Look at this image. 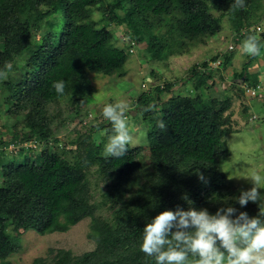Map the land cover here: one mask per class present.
Returning a JSON list of instances; mask_svg holds the SVG:
<instances>
[{
  "label": "trees",
  "instance_id": "1",
  "mask_svg": "<svg viewBox=\"0 0 264 264\" xmlns=\"http://www.w3.org/2000/svg\"><path fill=\"white\" fill-rule=\"evenodd\" d=\"M232 2L0 0V69L12 64L8 79L0 81V117L15 116L13 125L21 126V138L45 146L30 160L0 150V264H16L11 256L22 249L24 232H67L85 218L90 220L92 250L74 254L51 249L52 257H37L32 264H154L139 245L143 228L158 213L179 206L207 208L214 214L226 206L224 201L238 212L257 209L252 202L246 207L235 203L240 192L223 167L232 156L227 137L234 132L233 97L240 93H208L215 86L209 80L217 75L209 62L221 58L222 69H231L233 50L192 65L187 84L168 99L164 93L176 84L170 80L134 99L137 115L147 124L146 148L129 144L124 156L105 157L111 125L104 119L67 140L76 146L71 159L51 149L61 142L54 123L67 119L60 109L51 112V106L68 98L79 114V104L95 93L89 73L123 76L120 69L134 45L144 42L152 58L164 61L190 54V47L221 32L225 17L236 32L233 40L244 29L243 39L256 35L251 28L264 18V0H245L246 7L237 10L230 8ZM113 25L124 27L123 36L116 35ZM243 69L234 73V80L242 78ZM151 74L158 77L155 71ZM59 80L66 82L62 96L52 88ZM160 120L166 125L163 130L157 127ZM11 125L5 126L13 129ZM129 125H135L132 119ZM9 134L0 137V144L16 139L10 134L6 142ZM66 143L62 148L67 149ZM93 173L101 184L99 201L93 196Z\"/></svg>",
  "mask_w": 264,
  "mask_h": 264
},
{
  "label": "rangeland",
  "instance_id": "2",
  "mask_svg": "<svg viewBox=\"0 0 264 264\" xmlns=\"http://www.w3.org/2000/svg\"><path fill=\"white\" fill-rule=\"evenodd\" d=\"M222 25L223 28L218 35L208 38L206 43H199L192 46L193 49L190 47V51L188 48L187 51H189L190 54L185 53L183 55L173 56L167 61L158 60L151 57L146 50V44L141 42L139 45L133 46L134 51L129 54L127 62L120 69H123L122 73L125 72L123 76H118L119 74L117 73L113 76L89 73L95 87V93L92 99L89 97L79 104V114L75 113V108H73L68 98H64L61 102L51 106V112L60 109L63 112L61 114L62 117L67 118L65 120L62 118V121L54 123L53 128L56 129L55 137L59 138L61 142L53 143V148L51 149L54 151L56 149L59 154L66 155L67 158L71 159L75 154L74 150L76 146L69 144L67 140L76 137V131L84 130V126L89 128L97 124L96 122L99 123L103 121V107L106 104H115L117 102H124L128 105L129 124L131 119L135 123V126L129 127L133 135V141L130 145L132 147L141 145L146 148L148 146L146 136L147 124L142 122L140 116L137 115L138 110L136 109L138 108H135L134 99L140 95L142 90L151 91L156 85H166V80H170L176 82V84L173 86L172 90L164 93V97L168 99L173 96V94L177 93L182 83L186 82L187 84L189 75L188 69L192 65L197 62L201 63L205 60H209L217 53L223 51L226 53L228 51V46L232 43L235 44L233 38L236 32L227 17L223 19ZM259 25L264 29V18ZM123 28V26H112V29H115L116 35L118 36H123ZM261 33L262 32L256 33V36L260 38L262 45H264V37H261ZM244 39L238 42L236 48L232 51L234 60L232 61L231 69L229 68L224 71L221 64H215L218 65L216 67L214 65L213 68H215L217 74L215 76L217 79V89L214 88L209 92L216 96H222L224 91L227 93L232 91L240 93V95L233 97L234 132L230 137H227L232 156L223 166L224 170L227 171L229 181L233 184L231 186L239 192L249 189L252 185L243 178L237 179L233 177L250 176L254 173L264 176V47H261V54L259 56L251 58L248 55L242 54L240 45ZM243 68H245L246 72L243 73L244 75L242 78L234 80V73L236 71L242 73L244 70ZM152 71H155L158 77L152 75ZM255 72H259V74ZM243 78L244 81L252 84L250 86L257 87L260 85V95L252 97L248 93L242 91L241 85L244 83L241 82ZM211 82L212 80L209 81V83ZM2 107L3 106L0 107V111ZM244 108L248 109L246 113L243 110ZM84 115L87 116L85 117ZM15 120V116L8 118L1 114L0 137L9 132L11 136H14L16 139H21L23 130L21 126L13 125ZM139 121L142 124H140ZM7 124H12L11 126L13 129H8L5 126ZM11 126L8 127L11 128ZM14 129L16 131H14ZM98 134L100 135V133ZM6 138V142L11 140L8 135ZM65 142H67V149L62 148ZM18 146L20 147V145ZM44 147L43 145H38L34 147L35 149L33 151L23 148L18 151L19 154L16 156V159H33V156ZM3 148L10 151L8 146ZM68 149L73 150L68 152ZM145 153L147 154V149ZM5 155L8 157L11 156L8 152L5 153ZM12 158L13 157H9L10 160ZM144 162L145 164L149 163L148 156H145ZM90 179L92 180L94 199L99 201L101 199L99 189V187L101 188V184L98 186L95 173L91 174ZM260 191L261 194L264 195V189ZM254 204L257 206L256 203ZM258 211L259 208L257 206L256 210L247 213L251 217L257 215ZM89 222V218H85L67 232H52L43 235L33 230L24 232L21 235L22 249L12 254L11 259L16 264H32L37 257H52L49 253L51 249H70L74 254L90 251L94 248L95 243L88 237V232L90 230Z\"/></svg>",
  "mask_w": 264,
  "mask_h": 264
},
{
  "label": "clouds",
  "instance_id": "3",
  "mask_svg": "<svg viewBox=\"0 0 264 264\" xmlns=\"http://www.w3.org/2000/svg\"><path fill=\"white\" fill-rule=\"evenodd\" d=\"M245 7V0H233L230 5L233 10ZM262 31L264 29L259 32ZM240 47L242 54L256 57L261 54L264 45L259 37L249 34ZM11 70L12 64L6 63L0 69V81L7 80ZM211 80V83L215 81L217 84L216 78ZM241 83H244L241 85L242 91L252 97L260 95V85L253 87L249 82ZM65 87L64 80L52 83L57 96L64 94ZM247 87L255 93L247 91ZM102 116L111 125V134L107 135L103 155L111 158L124 156L133 141L130 128L135 126L129 125L128 105L124 102L106 104ZM157 127L163 130L166 125L160 120ZM3 145L0 144V147ZM195 174L202 182H206L203 173L196 171ZM233 178H243L252 185L247 190H241L234 200L241 207H246L249 202L256 203L259 208L257 215L250 217L247 212H238L227 201L223 202L226 206L219 207L214 214L207 208L189 207L184 210L177 206L175 210L158 213L146 223L139 251L152 258L154 264H264V195L260 191L264 189V176L254 173Z\"/></svg>",
  "mask_w": 264,
  "mask_h": 264
},
{
  "label": "built area",
  "instance_id": "4",
  "mask_svg": "<svg viewBox=\"0 0 264 264\" xmlns=\"http://www.w3.org/2000/svg\"><path fill=\"white\" fill-rule=\"evenodd\" d=\"M254 29L257 31V32H259V31H261L262 30V28H261V26L260 25H257L255 28L254 27H252L251 28V30H253L254 31ZM247 32V29H244V30H242L241 32H240V34L238 35V36H236V38L233 40L234 42H235V44L234 43H232L230 46H228V49L229 50H234L235 49V47H236V45H237V40H240L241 38H242V36L245 34ZM235 46H234V45ZM222 63V59L221 58H218L216 61H212V62H209V67L210 68H213L214 67V65L215 64H218V65H220ZM218 65H215V67L216 66H218ZM202 69H204V68H202ZM247 91H249V92H251V93H255V91L253 90V89H250V88H248L247 87ZM26 142V143H25ZM18 145H20V147L18 146ZM38 145H41V142L39 141V140H26V139H24V138H21V139H15L14 141H12V142H10L9 143V145H7L8 146V148H9V150L10 151H15V152H18V151H20L21 149H23V148H25V149H28V148H34V147H37ZM5 147V146H4ZM6 150V151H8L7 149H5V148H3V147H0V150ZM9 151V152H10Z\"/></svg>",
  "mask_w": 264,
  "mask_h": 264
},
{
  "label": "crops",
  "instance_id": "5",
  "mask_svg": "<svg viewBox=\"0 0 264 264\" xmlns=\"http://www.w3.org/2000/svg\"><path fill=\"white\" fill-rule=\"evenodd\" d=\"M263 32V31H262ZM258 74H259V72H258ZM243 80H244V78H243ZM182 88H184V85H182V86H180L179 88H178V90L179 89H182ZM215 89H217V85H216V83H215V87H214ZM214 88H210L209 89V91H208V93L210 92V91H212ZM210 94V93H209ZM211 96H216V95H213V94H210ZM219 96V95H218Z\"/></svg>",
  "mask_w": 264,
  "mask_h": 264
},
{
  "label": "water",
  "instance_id": "6",
  "mask_svg": "<svg viewBox=\"0 0 264 264\" xmlns=\"http://www.w3.org/2000/svg\"><path fill=\"white\" fill-rule=\"evenodd\" d=\"M261 36H264V31L261 33Z\"/></svg>",
  "mask_w": 264,
  "mask_h": 264
}]
</instances>
